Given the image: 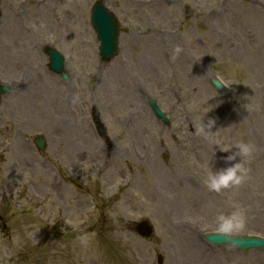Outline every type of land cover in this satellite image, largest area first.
Segmentation results:
<instances>
[{
    "label": "rangeland",
    "instance_id": "rangeland-1",
    "mask_svg": "<svg viewBox=\"0 0 264 264\" xmlns=\"http://www.w3.org/2000/svg\"><path fill=\"white\" fill-rule=\"evenodd\" d=\"M54 1L0 0V81L12 87L0 103V264H264V249L205 239L234 206L246 220L233 234L264 236V0H104L121 28L110 61L96 0ZM210 104L217 124L200 132ZM236 141L252 145L244 180L209 190L227 155L218 144ZM143 219L150 238L134 229Z\"/></svg>",
    "mask_w": 264,
    "mask_h": 264
},
{
    "label": "water",
    "instance_id": "water-1",
    "mask_svg": "<svg viewBox=\"0 0 264 264\" xmlns=\"http://www.w3.org/2000/svg\"><path fill=\"white\" fill-rule=\"evenodd\" d=\"M93 25L98 34V38L101 42L99 51L102 58L106 61L111 60L117 55L119 51L118 47V36H119V24L116 16L111 12L103 0H99L93 7L92 12ZM48 54L51 57L50 69L57 73H61L63 78L68 79L69 75L64 71V57L56 50L51 48L47 49ZM215 85L221 82L218 78L213 79ZM223 90V85L220 87ZM10 91L7 85L0 84V99L1 95ZM151 105L155 113L163 119V121L169 123L166 118V114L158 107L156 101L151 99ZM95 116H98V112H95ZM35 143L40 150H44L46 147V140L42 134L36 136ZM137 231L143 236H150L152 234L153 228L149 221H142L136 225ZM208 241L212 243H229L239 248H250V247H264V239L257 236H236L232 235L231 238L225 236L223 233L214 232L207 235ZM159 263L163 262L162 255H159Z\"/></svg>",
    "mask_w": 264,
    "mask_h": 264
},
{
    "label": "clouds",
    "instance_id": "clouds-1",
    "mask_svg": "<svg viewBox=\"0 0 264 264\" xmlns=\"http://www.w3.org/2000/svg\"><path fill=\"white\" fill-rule=\"evenodd\" d=\"M175 51L176 53L181 51L179 45L176 47ZM216 84L218 88L221 87L220 83ZM221 102L222 101L218 100L216 104ZM215 106L216 105L210 104L209 107L202 110V114L199 118L200 124L198 130L200 132L213 131L212 129L217 124L218 118L207 114ZM218 145L220 151L227 153V155L220 157L225 163L219 167H214L213 170L207 173L203 180L209 190L217 192L242 183L246 171L243 162L252 152V145L247 141H236L234 143ZM245 220L246 216L244 210L240 206H234L230 212L217 215L215 223L218 225V230L221 233L231 238L232 234L244 225Z\"/></svg>",
    "mask_w": 264,
    "mask_h": 264
},
{
    "label": "bare ground",
    "instance_id": "bare-ground-1",
    "mask_svg": "<svg viewBox=\"0 0 264 264\" xmlns=\"http://www.w3.org/2000/svg\"><path fill=\"white\" fill-rule=\"evenodd\" d=\"M30 1L36 2L37 5L42 6V5H44L45 2L48 1V0H30ZM56 1H57V0H56ZM56 1H54V4H55ZM52 4H53V3H52ZM54 4H53V5H54ZM13 58H14V57H13ZM14 60H18V61H19L18 58H15ZM40 70H41V69H40ZM40 70H39V71H40ZM39 71H38V72H39ZM86 138H88V137H84V136H83V137L81 138V140H80V145H82V147H84V146L86 145V140H87ZM163 181H164V179H162V182H163ZM166 183H168V182L166 181Z\"/></svg>",
    "mask_w": 264,
    "mask_h": 264
}]
</instances>
